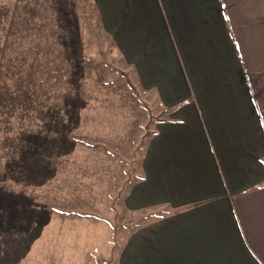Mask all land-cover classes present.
Segmentation results:
<instances>
[{"label":"crops","instance_id":"obj_1","mask_svg":"<svg viewBox=\"0 0 264 264\" xmlns=\"http://www.w3.org/2000/svg\"><path fill=\"white\" fill-rule=\"evenodd\" d=\"M89 2L140 100L171 108L125 197L137 222L113 255L81 212L122 172L85 140L128 149L145 112L80 56L73 19L0 107V264H264V0ZM16 3L0 0V79Z\"/></svg>","mask_w":264,"mask_h":264},{"label":"rangeland","instance_id":"obj_2","mask_svg":"<svg viewBox=\"0 0 264 264\" xmlns=\"http://www.w3.org/2000/svg\"><path fill=\"white\" fill-rule=\"evenodd\" d=\"M16 1L17 3L13 7L7 47L4 51L1 67L0 107L5 106L11 100L10 93L15 94L18 90H21L29 83L32 75H36L35 72L40 68L42 63L41 60H44L49 55L57 36L66 32V23L75 19L76 22L81 23L84 27L76 26L77 28H70V36L68 38L70 40L71 37V40L75 43H82L78 44L80 47V50H78L80 56L86 62L93 65V67H98L106 72L104 79L106 83L110 84L116 81L125 85L133 97L143 105L145 113H143L141 123L147 118L149 108L147 109L145 102L140 100L142 98L139 96V86L135 79L136 74L131 71L127 72L121 60L120 53L112 49L111 46H108L107 38L97 23L96 13L90 11V7L84 9L87 8V4L84 6V0V7L82 9L78 6L79 2L77 0ZM82 11H85L87 15H84ZM94 13L96 18L93 15ZM4 90H6V93L2 95L4 94ZM144 99L150 105L153 115L167 108L163 105L159 107L154 102L151 94L145 95ZM168 114L162 115V120L159 122L168 119ZM85 142L94 143L105 150L103 143L94 140L89 141L88 139ZM115 150V153L125 161L127 166H124V168H127L132 180L137 179L139 181L143 179L142 161L137 162V158H140L141 153L146 151V149H141L136 153L134 146L131 145L128 149L115 148ZM111 156L116 157L114 155ZM124 172L122 170L119 177L113 176L110 186L111 189L107 192V205L100 213L95 209L80 207L81 212L85 216L99 218L89 215V212H94L102 217L100 219H104L107 222L110 230L109 237L111 239H109V250H113L111 251L113 255L118 250L117 246L121 245L123 232L128 231L127 229L134 228V224H132L133 220L135 219L134 222H137L138 217V210L130 211L125 203L128 184L125 186L120 185L124 179Z\"/></svg>","mask_w":264,"mask_h":264},{"label":"trees","instance_id":"obj_3","mask_svg":"<svg viewBox=\"0 0 264 264\" xmlns=\"http://www.w3.org/2000/svg\"><path fill=\"white\" fill-rule=\"evenodd\" d=\"M84 1H85V3H88V4L90 3L89 0H84ZM92 9H94L93 11L96 12L95 7L94 8L92 7ZM77 47H78V50H80L79 45ZM145 104H146L145 105L146 108L147 109L149 108V113L147 114V118L145 120H143V122L140 124L138 136L135 138V140L132 143V146H134L136 153H138L141 149H144V150L146 149V147H147L146 145H147L148 141L151 139L152 135L155 133V130H154L155 125L157 124V122L162 120L161 119L162 115L168 114L171 111V108H165V109H162L157 114L153 115L150 107L148 106L149 104H147V103H145ZM104 147H105V150H107L111 155L116 156L115 158L114 157L113 158L121 165L122 170L125 171L123 173L124 179L122 180V183H120V185L122 184L123 186H125L126 184H128L127 187L129 189L135 183V181H137V179L132 180V178L130 177L131 175H130L129 171H127V168H124V166H127L125 161L122 160L123 158H120L118 156V154L115 153L116 151L112 150V147L106 146L105 144H104ZM144 152L141 153L140 158H137V162L142 159ZM128 189H127V191H128ZM89 215L102 218L99 214L94 213V212H89Z\"/></svg>","mask_w":264,"mask_h":264}]
</instances>
